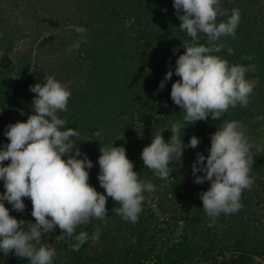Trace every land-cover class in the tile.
<instances>
[{"label": "trees", "instance_id": "1", "mask_svg": "<svg viewBox=\"0 0 264 264\" xmlns=\"http://www.w3.org/2000/svg\"><path fill=\"white\" fill-rule=\"evenodd\" d=\"M220 3L229 14L238 9L240 22L235 38L222 37L219 43L226 47L216 54L229 64H254L255 72L246 77L259 83L247 107L230 109L221 121L209 116L188 124L181 133L183 142L187 145L193 135L200 142L196 148H185L182 164L173 162L171 177L162 180L144 167L141 152L153 133L162 131L168 141L170 124L183 122V112L170 93L172 83L180 79L174 70L185 51L181 45L190 38L179 30L173 0H0V148L9 142L4 135L7 126L32 114L36 94L30 86L51 75L71 91L68 110L58 115L79 133L72 139H78L81 158L86 153L93 163L89 183L106 195L98 180L99 149L114 143L125 146L140 178L156 186L153 193L145 192L136 223L117 215L113 209L119 205L107 197V224L92 219L79 227L77 232L86 231L90 237L79 251L69 247L67 237L56 239L61 234L58 226L45 235L42 243L57 253L53 264H264V0ZM70 25L87 29L86 42L71 53L68 46L81 37ZM200 42L206 44L203 35ZM245 56L251 59H242ZM169 70L173 75L160 89ZM223 120H239L246 126L254 183L243 191L240 211L221 214L208 227L210 218L199 194L210 182L195 183L192 165L197 153L207 157L211 134ZM95 131L101 136L95 137ZM122 134L125 139H117ZM4 191L0 180V193ZM23 200L22 213L7 201L4 204L10 215L34 223L31 200ZM97 227L99 239L92 240ZM0 264L29 261L14 252L6 256L0 252Z\"/></svg>", "mask_w": 264, "mask_h": 264}, {"label": "clouds", "instance_id": "2", "mask_svg": "<svg viewBox=\"0 0 264 264\" xmlns=\"http://www.w3.org/2000/svg\"><path fill=\"white\" fill-rule=\"evenodd\" d=\"M176 15L181 21L179 30L190 39H184L185 51L176 59L175 74L180 77L172 83L171 99L183 112V122L170 124V140L165 141L162 131L153 133L151 143L143 147L141 159L144 167L155 176L168 180L174 170L170 165L182 164L183 151L196 148L199 138L193 135L186 145L181 133L188 124L213 120L229 113L237 106L247 107L258 79H248L246 74L255 72L256 66L229 64L216 53L225 49L219 43L222 37L236 36L240 12L233 9L229 14L221 7L220 0H173ZM218 17H227L219 20ZM81 39L68 46V52L79 49L87 29L70 25ZM206 44L201 43V36ZM177 49H174L175 52ZM232 55L234 49L227 47ZM242 59H251L250 56ZM173 75L166 72L159 88ZM35 93L32 114L26 121L10 123L4 135L8 143L0 148V180L5 191L0 193V252L5 256L13 253L26 258L29 264H53L57 255L55 248L42 243L45 235L58 226L61 234L58 240H65L73 251L89 239L86 231L77 229L92 219L107 224V197L119 207L113 210L126 222H138L143 210L145 192L151 194L156 186L151 180H143L134 171L133 162L126 155L124 145L114 143L101 146L98 163V180L105 194L98 192L89 183L92 161L85 153L81 158L80 149L73 137L79 133L75 128L66 127L67 121L58 113L68 110L71 91L53 76L44 83L30 86ZM167 106V105H166ZM246 133V126L239 120H223L211 134V147L205 157L197 153L192 165L194 182H210L202 191L200 199L203 211L210 218L208 227H213L221 215H230L243 208L242 193L250 190L254 178L250 175L254 160L252 144ZM95 137L101 132L95 131ZM117 139H125L123 134ZM126 142V141H125ZM74 152V154H72ZM4 161H10L7 165ZM206 161V163H205ZM204 175H196L197 172ZM30 198L31 215L35 222L17 219L10 215L4 201L17 212H24L23 198ZM100 228L92 233L91 239L98 240Z\"/></svg>", "mask_w": 264, "mask_h": 264}]
</instances>
